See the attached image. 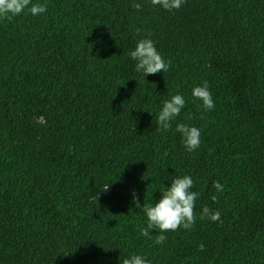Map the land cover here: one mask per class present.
<instances>
[{
	"label": "trees",
	"instance_id": "1",
	"mask_svg": "<svg viewBox=\"0 0 264 264\" xmlns=\"http://www.w3.org/2000/svg\"><path fill=\"white\" fill-rule=\"evenodd\" d=\"M32 4L47 11L0 19V264H264V0ZM145 38L167 72L135 71ZM205 81L211 111L191 95ZM174 95L186 105L162 130ZM181 123L201 131L195 152ZM186 175L196 221L156 244L142 207Z\"/></svg>",
	"mask_w": 264,
	"mask_h": 264
},
{
	"label": "clouds",
	"instance_id": "2",
	"mask_svg": "<svg viewBox=\"0 0 264 264\" xmlns=\"http://www.w3.org/2000/svg\"><path fill=\"white\" fill-rule=\"evenodd\" d=\"M150 3L153 7H160L165 11L172 12L178 11L186 3V0H150ZM133 7L137 11L142 10V5L139 3H134ZM25 9L35 16L45 13L47 6L32 4V0H0V19L10 21L14 17L22 15ZM136 32L139 34L140 30L137 29ZM129 55L136 62L135 71L142 73L145 77L161 72L165 73L171 66V61L164 60L151 39H140ZM191 95L194 100L201 101L205 111L214 109L215 103L207 81L204 82L203 86L194 87ZM185 105L186 101L182 95H174L170 100L164 101L162 110L156 118L159 128L162 130L171 128V121L180 115ZM175 130L181 135V142L186 151L195 152L200 147V129L181 123L177 125ZM109 186L105 185L103 191H107ZM193 187L194 181L191 176L175 178L170 186L161 191V197L154 206L144 203L142 212L147 219L146 227L142 228L141 234L151 238L150 232L155 230L159 233L155 238V243L162 244L166 240L165 234L167 232L177 231L180 228L189 230L196 221L195 207L200 195L198 192L192 191ZM213 187L218 191H223V187L218 181L213 184ZM211 198L214 202L217 201L215 195ZM134 202L137 207H141L135 194ZM205 218L216 222L220 220V213L204 206L200 219ZM198 250L203 251L204 245L200 244ZM122 264H149V262L140 255H131L124 258Z\"/></svg>",
	"mask_w": 264,
	"mask_h": 264
}]
</instances>
